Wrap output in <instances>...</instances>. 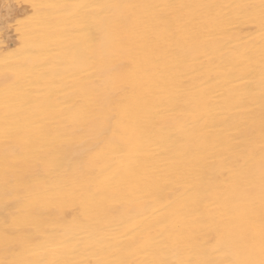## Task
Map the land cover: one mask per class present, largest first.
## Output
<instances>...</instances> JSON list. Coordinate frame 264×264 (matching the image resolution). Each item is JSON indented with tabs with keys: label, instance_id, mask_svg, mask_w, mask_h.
<instances>
[{
	"label": "bare ground",
	"instance_id": "bare-ground-1",
	"mask_svg": "<svg viewBox=\"0 0 264 264\" xmlns=\"http://www.w3.org/2000/svg\"><path fill=\"white\" fill-rule=\"evenodd\" d=\"M0 264H264V0H0Z\"/></svg>",
	"mask_w": 264,
	"mask_h": 264
}]
</instances>
